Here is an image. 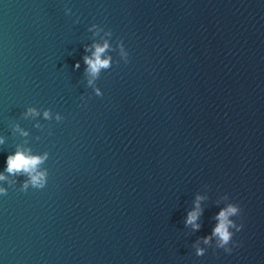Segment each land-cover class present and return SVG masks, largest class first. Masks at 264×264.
I'll return each mask as SVG.
<instances>
[{
    "label": "water",
    "instance_id": "1",
    "mask_svg": "<svg viewBox=\"0 0 264 264\" xmlns=\"http://www.w3.org/2000/svg\"><path fill=\"white\" fill-rule=\"evenodd\" d=\"M0 138V264H264V0H0Z\"/></svg>",
    "mask_w": 264,
    "mask_h": 264
},
{
    "label": "clouds",
    "instance_id": "2",
    "mask_svg": "<svg viewBox=\"0 0 264 264\" xmlns=\"http://www.w3.org/2000/svg\"><path fill=\"white\" fill-rule=\"evenodd\" d=\"M65 12L69 13L70 9L65 8ZM95 28L96 25L93 24L91 26ZM91 31V28L89 29ZM111 35V33H107ZM92 47L94 51H92L91 56H84L83 62L87 65L86 72H88L92 77H97L101 69H107L110 66L111 57H104L102 55L109 48V44L105 41L101 44H93ZM120 47V55L123 58L124 62L127 63L128 53L125 51L123 44L119 45ZM88 47L85 46V51H88ZM75 69H79L80 63L76 62L73 66ZM93 81L90 79L88 81L89 85H92ZM97 95H101L99 90H97ZM37 111L34 108L29 107L24 115L27 116H35L37 115ZM44 117L48 118V111L44 112ZM60 117L57 116V120ZM17 130H20L17 126ZM21 131V135H27V133ZM0 143H3V139L0 138ZM47 157V153L44 156L38 155H29L26 151H20L19 149L11 155H8L6 158V168L5 171L10 175H15L18 173H23L28 176V180L24 182L22 186V191L27 190L28 185L31 184L35 189H42L45 187L46 180L45 177L47 175L46 171H38L39 165L44 161ZM5 179L3 175H0V180ZM0 194H6V190L0 188ZM204 199V197L197 195L195 200L193 201L194 207L192 210L188 211L186 218L184 220L185 226H191L194 231H198L200 229V224L197 223L200 215L202 214V209L200 208V201ZM240 214V208L236 204L229 203L225 207L221 208L216 216L214 217L217 221L215 226L211 230V234L202 237L203 243L205 245L209 244L213 238L216 240V248L223 249L225 253H231L232 247H229L230 243L235 246V242L232 240L233 232L230 231V228L235 229L236 232H239L242 228V225L235 223L230 217H234ZM205 254V249L196 247V255L202 256Z\"/></svg>",
    "mask_w": 264,
    "mask_h": 264
}]
</instances>
